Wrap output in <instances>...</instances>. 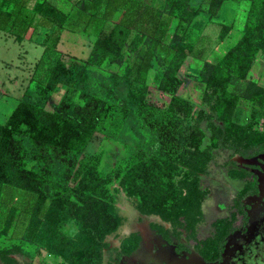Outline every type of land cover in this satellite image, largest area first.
<instances>
[{"label": "trees", "instance_id": "16d2710c", "mask_svg": "<svg viewBox=\"0 0 264 264\" xmlns=\"http://www.w3.org/2000/svg\"><path fill=\"white\" fill-rule=\"evenodd\" d=\"M202 1L206 2L204 9L200 5ZM224 1L201 0L194 4L191 0H165L160 7L142 0H118L115 6L122 8L121 18L105 17L100 21L87 57H75L67 62L58 56L50 66L46 64V81H39L37 90L26 87L5 123H0V204L9 200L16 188L36 194L28 230L39 225L51 234L49 252L62 255L70 264H97L92 261L88 245L97 243V235L111 231L105 227L106 222L118 221L108 206L102 204L105 209L101 211L97 204L112 175L119 177L128 194L139 198L142 211L162 213L164 209L169 210V215L181 208L174 216L183 219V213L193 214L192 210L199 205L203 190L198 184V174L205 169L213 147L226 145L240 149L242 144L245 148H264V132L243 137L244 125L231 120L235 98L227 88L231 72L243 76L254 53L264 47V1L259 8L262 19L257 22L247 18L235 51L216 61L198 57L195 43L185 38L186 28L195 23L197 15L204 11L209 17L217 15ZM34 7L47 22L61 29L67 27L68 12L58 7L55 0H38ZM91 8L94 6L89 5L88 9ZM106 9L107 6L104 14ZM18 17L17 11L0 10V29L29 22ZM172 25L173 30L169 32ZM225 34L221 33L220 37ZM20 35L15 33V38L18 40ZM55 49L59 50L57 46ZM138 53L137 59L128 63L127 56L135 57ZM189 55L194 57L188 64L192 71L204 69L203 103L208 108L204 117L196 115L192 102L175 90L180 84L178 70ZM112 64L123 65V72L110 69ZM158 71H161L158 87L171 94L165 108L148 103L145 92L132 86L133 78L137 81L145 78L147 85ZM166 78L176 81L174 88L160 85ZM57 83L74 85L83 103L70 106L61 101L56 109H46L43 103ZM203 118L211 130L206 144L202 142L204 132L200 125ZM235 128L239 129L237 134ZM100 129L124 141L128 150L127 156L110 170L107 179H99L100 151L85 159L81 157L92 133ZM181 143L184 147L177 157L184 167L178 172L181 174L179 186L185 190L182 203L157 204L151 201L150 193L154 192V180L162 179L158 169L167 164L165 150L168 144H175L177 148ZM143 168L148 173L139 182L137 172ZM70 181L75 184L71 185ZM141 184L147 187L142 188ZM73 192L83 194V203L75 211L83 233L78 238L50 226L68 208ZM13 251L7 250L2 255L8 256Z\"/></svg>", "mask_w": 264, "mask_h": 264}, {"label": "rangeland", "instance_id": "374dc122", "mask_svg": "<svg viewBox=\"0 0 264 264\" xmlns=\"http://www.w3.org/2000/svg\"><path fill=\"white\" fill-rule=\"evenodd\" d=\"M37 1L0 0V10L8 9L14 13L17 11L19 17L29 20L27 25L24 22H17L11 27L0 29L1 124L5 123L18 99L23 96L26 87L37 90L39 81L42 83L46 81L48 73L46 64L50 66L58 56H62L67 62L75 57L85 59L100 21L108 17L107 12L106 14L103 12L106 0H79L80 5L73 7V4L68 11V21L65 24L72 33H65L62 38L61 28L47 22L35 11L34 5ZM75 1L73 3H76ZM159 1L157 4L163 6V0ZM191 1L194 4L201 2V0ZM263 1L225 0L217 15L209 17L205 11L197 15L195 23L186 28L185 38L195 43L198 57L216 61L220 56L235 51L236 42L244 31L243 26L247 18L251 17L257 22L262 19L259 8ZM89 5L94 6V11L92 8L88 9ZM200 5L204 9L206 2L202 1ZM112 15L113 13L110 14ZM223 24H227V27L223 28ZM172 30L173 25L169 28V32ZM14 32L17 35L20 33L22 37L17 40ZM223 32H226L225 36L220 37ZM23 39L25 40L21 43ZM29 42L42 43L46 46V52L39 55L37 50H42L41 45H33L36 48L34 50ZM55 46H59L60 52ZM138 56L139 53L135 57L133 54L127 56L128 63L132 62L133 58L136 60ZM193 60L194 57L189 55L180 66L178 70L180 84L175 90L177 94L192 102V110L196 115L204 117L208 112V108L203 103L205 84L201 78L204 69L192 71L188 64ZM223 66L227 65L224 63ZM109 68L123 72V65L112 64ZM161 71H158L154 78L151 76L147 85L143 80L145 78H138L137 81L133 75L131 77L132 86L145 92L148 103L165 108L171 94L158 87ZM175 83V80L166 78L160 85L174 88ZM227 88L235 98L231 120L236 124L244 125L243 137L248 134L256 135L254 133L256 131L264 132V47L254 53L243 76L231 72ZM61 101L70 106L83 103L79 90L74 85L57 83L43 105L48 110H54ZM200 123L204 132L202 142L206 144L209 142L211 130L206 119L203 118ZM237 131L239 129L235 128L234 133L237 134ZM239 146L240 149L226 145L211 149V158L205 169L198 174V184L203 190L199 205L192 210L193 214L183 213L182 216H185L183 219L180 215L178 219V216H174L181 208L174 209L173 214L169 213V215V210L164 209L162 213L142 211L139 207V198L128 194L120 184L119 177L112 175L107 189L100 193L101 197L97 204L100 205L101 211L105 209L102 204L108 206L110 212L117 216L118 221L106 222L105 227L111 228V231L97 235L95 240L97 243L88 245L93 263L117 264L115 256L119 254L116 250L118 242L125 238L140 240L141 248L130 257L121 256V264L142 262L147 256V251L155 249L160 243H171L180 249L212 254L224 236L245 217L246 199H242L244 190L242 184L245 178L251 176L249 167L255 162L254 153L258 147L245 148L242 144ZM183 147L182 143L177 148L175 144L167 145L165 150L167 164L158 169L162 179L157 177L154 180V192L150 193L151 201L162 203L163 206L182 203L181 196L185 195V190L179 186L181 174L178 172L179 168L184 167L178 163L177 156L181 154ZM98 151L101 154L99 179L108 178V173L117 161L128 154L124 141L108 136L101 129L92 133L81 157L85 159ZM137 157L138 155L134 156V160ZM146 173H148L147 168L137 172L139 182L140 177ZM70 184L74 185L75 182L70 181ZM141 187L147 185L141 184ZM36 198V194L16 188L14 195L0 204V264H3V258L5 264H70L62 255L48 251V244L51 242L50 233L39 225L31 227L32 230L29 232L28 220ZM82 198L83 194L80 192L70 193L71 203L68 208L63 211L58 222L50 226L73 238L82 235L79 219L75 213L76 207L83 203ZM7 250L14 251L8 256L2 255ZM171 254L168 249H163L154 256L159 261L162 257L169 258ZM194 258L198 257L192 255L191 259Z\"/></svg>", "mask_w": 264, "mask_h": 264}, {"label": "flooded vegetation", "instance_id": "af4514ba", "mask_svg": "<svg viewBox=\"0 0 264 264\" xmlns=\"http://www.w3.org/2000/svg\"><path fill=\"white\" fill-rule=\"evenodd\" d=\"M255 162L249 167L251 176L243 180V197L246 199L245 217L228 232L210 255L198 251L180 249L167 243L158 244L147 251L138 264H264V148L254 153ZM119 240L117 264L121 256L130 257L141 248L140 240ZM168 249L169 258L155 259L154 254ZM192 255L198 257L191 259Z\"/></svg>", "mask_w": 264, "mask_h": 264}, {"label": "crops", "instance_id": "0c3cea01", "mask_svg": "<svg viewBox=\"0 0 264 264\" xmlns=\"http://www.w3.org/2000/svg\"><path fill=\"white\" fill-rule=\"evenodd\" d=\"M117 1L118 0H106V2H105L106 6H107L106 12H107L108 17L113 18L115 20H118L119 18H121V15H122V8L120 7V5H117V7L115 6ZM142 1L149 3V4H152V5H155V6H159V4H157V2H160L159 0H142ZM164 1L165 0H163L162 2H164ZM55 2L57 4V6L60 7L62 10H64L65 12H68L69 10H71L72 5H73L72 0H56ZM80 3L81 2H77L76 5H74V7L77 6L78 4L80 5ZM105 4H104L103 10H105V7H106ZM110 12L113 13L112 16H110V14H112ZM69 32H71V31L68 27L61 29V37L63 38L65 33H69ZM24 40L25 39H23L21 43H23ZM21 43H19V44H21ZM31 44H32V49H34V50H36V48L34 47L35 44L41 45L42 50L41 51L37 50V52L39 55L43 54L44 49H45V45H43L42 43H39V42L38 43L37 42H29V45H31ZM58 44L60 45L61 43L59 42ZM66 45H68V44H66ZM69 47H72V46H69ZM57 49L60 50L59 46H57ZM89 50H90V47L88 49V52H89ZM88 52H87V54H88ZM6 75H7V71H6Z\"/></svg>", "mask_w": 264, "mask_h": 264}]
</instances>
